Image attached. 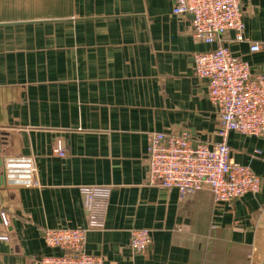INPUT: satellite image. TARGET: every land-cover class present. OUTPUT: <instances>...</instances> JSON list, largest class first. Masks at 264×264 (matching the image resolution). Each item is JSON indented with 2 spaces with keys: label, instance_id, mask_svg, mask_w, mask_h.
Wrapping results in <instances>:
<instances>
[{
  "label": "crops",
  "instance_id": "obj_1",
  "mask_svg": "<svg viewBox=\"0 0 264 264\" xmlns=\"http://www.w3.org/2000/svg\"><path fill=\"white\" fill-rule=\"evenodd\" d=\"M245 42L230 51L264 74V0H240ZM173 0H0L1 156L32 157L36 187L0 184V264H38L64 251L47 229L88 228L81 192L109 187L103 228L85 251L104 264H261L264 139L230 133L236 162L262 179L258 194L217 203L204 188L181 197L151 185L149 137L188 131L216 144L219 118L194 57L210 51ZM263 46L252 53L253 44ZM62 147L65 156L56 151ZM260 151V154L257 153ZM146 229L152 244L131 247Z\"/></svg>",
  "mask_w": 264,
  "mask_h": 264
},
{
  "label": "built area",
  "instance_id": "obj_2",
  "mask_svg": "<svg viewBox=\"0 0 264 264\" xmlns=\"http://www.w3.org/2000/svg\"><path fill=\"white\" fill-rule=\"evenodd\" d=\"M173 14L192 17L193 36L208 45L210 51L194 57V72L206 83L208 97L219 118L216 144L195 141L188 131L156 132L147 148V177L151 185L176 189L181 197L209 189L217 203H227L246 194H258L262 179L250 167L235 161L228 145L230 133L264 139V74L255 73L249 62L234 55L224 44L235 34L236 42H245L246 25L240 0H173ZM250 47L252 53L262 50ZM65 156L62 147L56 151ZM260 154V151H257ZM3 172L8 185L36 187V165L32 157H5ZM81 192L90 214L84 229H47L46 244L64 251L61 256L42 258L38 264H104L102 257L85 251L87 233L103 228L102 217L111 194L109 187H86ZM152 244L146 229L131 233V247L144 253Z\"/></svg>",
  "mask_w": 264,
  "mask_h": 264
},
{
  "label": "water",
  "instance_id": "obj_3",
  "mask_svg": "<svg viewBox=\"0 0 264 264\" xmlns=\"http://www.w3.org/2000/svg\"><path fill=\"white\" fill-rule=\"evenodd\" d=\"M3 161H4V159L1 156V148H0V184H1V186H3L5 184V175L3 172ZM261 264H264V253H263Z\"/></svg>",
  "mask_w": 264,
  "mask_h": 264
}]
</instances>
